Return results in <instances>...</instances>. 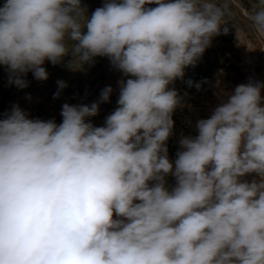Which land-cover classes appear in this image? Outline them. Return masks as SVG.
Returning <instances> with one entry per match:
<instances>
[{"label": "clouds", "instance_id": "1", "mask_svg": "<svg viewBox=\"0 0 264 264\" xmlns=\"http://www.w3.org/2000/svg\"><path fill=\"white\" fill-rule=\"evenodd\" d=\"M245 14L264 37V0ZM225 16L217 0H105L87 17L81 0H3L10 84L67 57H106L124 78L104 126L86 120L96 103H65L59 124L19 105L0 119V264H264V83L236 86L168 156L170 86Z\"/></svg>", "mask_w": 264, "mask_h": 264}, {"label": "rangeland", "instance_id": "2", "mask_svg": "<svg viewBox=\"0 0 264 264\" xmlns=\"http://www.w3.org/2000/svg\"><path fill=\"white\" fill-rule=\"evenodd\" d=\"M104 3L105 0H81V7L84 9L85 16L87 17L96 8L102 7ZM217 3L226 9L225 19L228 23L225 26L229 28V31L227 34L213 37L210 47L202 55L205 61L214 64L213 71L204 77V80L207 79L206 84L212 87H209L202 94V96H205L204 98L200 96L201 94L196 95L192 87H190V90H180L179 86L176 88L174 85L170 86L174 87L179 95L182 94V97L181 95L180 97L183 103L185 102L188 106L191 103L190 101L198 107L203 106L206 101H210L209 103H211L215 100L218 103L221 98V90L225 88L224 85L228 82L240 83L243 76L247 73L254 74L260 80H264V77L261 76L262 72L264 73V63L261 58V53H264V37L259 36L255 32L245 14L252 10L257 4V0H217ZM147 6L154 7L155 5ZM252 51H257L260 57L251 60V67L254 71H251L249 67L250 69L244 72L239 63H243V67H245L247 56ZM68 59L70 57L65 58V62L56 65L45 61L43 66L48 72L47 80H36L32 73L29 72L25 77L28 82L27 87L18 88L14 85L16 94L13 98V105H19L22 110L28 113L29 118L51 119L59 124L62 122L60 113L65 103L70 105L85 104L88 106L96 103L99 106L97 115L87 117L86 120L93 123L94 126H103L109 111L101 99V92L105 87L111 86L113 97L108 101L113 103L112 108L117 106L116 101L119 95L118 81L124 78L122 73L112 67L108 58L103 61L93 59L91 62L84 63L76 68L68 66ZM200 60L203 62L202 59ZM99 64H102L103 67V77L99 72L95 71L99 67ZM188 67L190 68V66ZM225 71L227 73L224 74ZM257 72L260 76L257 75ZM185 77H188L186 73H184L183 78H177L175 82L178 81L181 84H184L182 82H192L189 77ZM58 82H63L65 86L61 88ZM183 103L174 110L172 116L182 115L183 117H187L186 119L191 121L189 124L192 126L195 119L192 109L186 108ZM177 121L178 124L174 123L173 130L177 126L180 131L181 121L179 119ZM184 129L189 130L188 128Z\"/></svg>", "mask_w": 264, "mask_h": 264}, {"label": "crops", "instance_id": "3", "mask_svg": "<svg viewBox=\"0 0 264 264\" xmlns=\"http://www.w3.org/2000/svg\"><path fill=\"white\" fill-rule=\"evenodd\" d=\"M241 57V56H240ZM256 57H260L259 55H258V52L257 51H252L251 53H249L248 54V56H247V62H246V66L245 67H243V63H239V66L241 65V67H242V70L244 71V72H247L250 68H251V71L253 70V68L251 67V63H252V59H255ZM261 58H262V60H263V63H264V53L262 52L261 53ZM248 64V65H247ZM240 67V68H241ZM250 67V68H249ZM247 70V71H246ZM254 71V70H253ZM225 73H227V71H225L224 72V74ZM257 75H259L260 76V74H258V72H257ZM262 77H264V73L262 72V75H261ZM242 78V77H241ZM207 79H205L204 80V78L202 79V83L200 84V85H194V86H192V88L194 89V91H195V93H196V95L198 94V95H200L201 97H204L205 98V96H202V94L203 93H205L208 89H209V87H212V86H209L208 84H206L207 83V81H206ZM241 83V82H240ZM240 83H237V84H235V83H231V82H228V83H226V85H224V89L223 90H221V98L219 99V102L218 103H216V101L214 100V101H212L211 103H209L210 101H206L205 103H204V105L203 106H200V107H198V106H195V105H193L192 103V101H190L191 103H190V105L188 106V105H186L185 104V102L183 103V101H182V103H183V105H185L186 106V108H188V109H192V113H193V115H194V124L191 126L189 123H191V121H188V119H186L187 117H183L182 115H177V116H172V119H173V121H174V123L176 124H178V121H177V119H179L180 121H181V123H180V125H181V128H180V131L178 130L179 129V127H177V126H175V128H174V130H173V132H172V134H173V136H174V138H175V143H176V152L177 151H179L180 150V145H179V140L183 137V136H189V135H191V136H195V135H197V130H196V122L199 120V119H206V118H208L210 115H211V113H212V111L223 101V100H226L227 99V94H230V93H232L233 91H234V89H235V87L236 86H238V84L240 85ZM179 85L178 84H174V87L176 88V87H178ZM180 90H184V89H186V90H190V87H184V86H179L178 87ZM185 93H187V91H185ZM181 95V97H182V94H180ZM186 98V97H185ZM181 103V104H182ZM188 106V107H187ZM194 109V110H193ZM196 110V111H195ZM175 113H177V112H175ZM187 123H188V125H187ZM176 127H177V129H176ZM184 128H188L189 130H186V129H184ZM185 131V132H184ZM169 159L171 160V161H175V159H176V157H169ZM171 175H168L165 179L167 180V178L168 177H170ZM254 178V175H249V176H247L246 177V179H248V180H251V179H253ZM167 186V185H166ZM168 187V186H167ZM169 188V187H168ZM170 189V188H169Z\"/></svg>", "mask_w": 264, "mask_h": 264}, {"label": "trees", "instance_id": "4", "mask_svg": "<svg viewBox=\"0 0 264 264\" xmlns=\"http://www.w3.org/2000/svg\"><path fill=\"white\" fill-rule=\"evenodd\" d=\"M2 3H3V0H0V4ZM245 5L247 6L246 3ZM93 59L103 61L104 59H106V57L97 56V57H94ZM200 59H202L203 62H201ZM200 59L197 61L195 66H190V68L187 67L184 70V73H186L187 76L192 80L191 83L182 82L184 84H181V82L177 81V82H174V84H178L179 86H184V87H192L194 85H200L202 83V79L213 71V65H214V64L208 63L209 61H205L203 57H201ZM206 62L209 66L206 64ZM95 71L99 72L100 75L103 77L102 64H99V67ZM188 77H185V78H188ZM15 94H16L15 86L14 84L9 83V75H8L6 68L3 65H0V119H3L4 114L11 110L13 106V98L15 97ZM112 97L113 95L111 94L109 99ZM103 103L106 109L109 111L108 115L117 107V106H114L112 108L111 106L113 103H111L110 101H103ZM166 143L168 147V156L176 157L177 147H176L175 138L173 134L170 136L169 140Z\"/></svg>", "mask_w": 264, "mask_h": 264}, {"label": "built area", "instance_id": "5", "mask_svg": "<svg viewBox=\"0 0 264 264\" xmlns=\"http://www.w3.org/2000/svg\"><path fill=\"white\" fill-rule=\"evenodd\" d=\"M259 81V82H262L264 83V80H260L259 77L255 76L254 74H251V73H247L243 76V79L241 81V84H246L248 83L249 81ZM262 96H264V91H262L261 93ZM166 185L171 189L173 186H175V178L173 176H170L167 178L166 180Z\"/></svg>", "mask_w": 264, "mask_h": 264}]
</instances>
